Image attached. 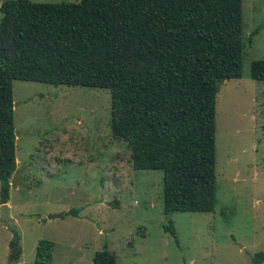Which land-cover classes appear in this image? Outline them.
Returning <instances> with one entry per match:
<instances>
[{
	"label": "rangeland",
	"instance_id": "obj_1",
	"mask_svg": "<svg viewBox=\"0 0 264 264\" xmlns=\"http://www.w3.org/2000/svg\"><path fill=\"white\" fill-rule=\"evenodd\" d=\"M241 20V77L215 95L212 212L162 213L161 173L132 170L126 145L111 138L108 91L14 80L15 170L8 209L0 207V256L6 224L18 233L17 264H35L39 240L52 243L50 264H91L104 245L116 264H249L263 251L264 82L249 67L264 61V0H241Z\"/></svg>",
	"mask_w": 264,
	"mask_h": 264
},
{
	"label": "trees",
	"instance_id": "obj_2",
	"mask_svg": "<svg viewBox=\"0 0 264 264\" xmlns=\"http://www.w3.org/2000/svg\"><path fill=\"white\" fill-rule=\"evenodd\" d=\"M241 31V0H2L1 208L15 170L18 80L108 91L111 138L126 145L132 170L161 173L162 213L212 212L215 95L222 80L241 77ZM249 77L264 82V61L251 62ZM6 228L17 264L18 233ZM162 228L176 243L171 221ZM51 254L52 243L39 240L33 262L50 264ZM263 262L264 250L249 264ZM91 264H116L115 256L104 245Z\"/></svg>",
	"mask_w": 264,
	"mask_h": 264
},
{
	"label": "crops",
	"instance_id": "obj_3",
	"mask_svg": "<svg viewBox=\"0 0 264 264\" xmlns=\"http://www.w3.org/2000/svg\"><path fill=\"white\" fill-rule=\"evenodd\" d=\"M2 1V0H0ZM1 3V2H0ZM8 201L6 202V204L4 205V208L7 210L8 209ZM1 207V206H0ZM4 229H7L6 226L3 227ZM10 240V238H9ZM9 240H6V243L4 244V253L2 252V257L0 256V264H7V259H8V256L10 255V249H9V246H8V242ZM20 254H21V250H20ZM20 257V256H19Z\"/></svg>",
	"mask_w": 264,
	"mask_h": 264
},
{
	"label": "water",
	"instance_id": "obj_4",
	"mask_svg": "<svg viewBox=\"0 0 264 264\" xmlns=\"http://www.w3.org/2000/svg\"><path fill=\"white\" fill-rule=\"evenodd\" d=\"M223 81V80H222ZM61 215L59 214V215H52V216H50L49 218H56V217H60ZM7 264H12V261H11V257L9 256V261H8V263Z\"/></svg>",
	"mask_w": 264,
	"mask_h": 264
}]
</instances>
